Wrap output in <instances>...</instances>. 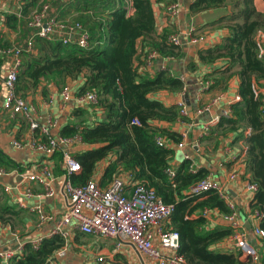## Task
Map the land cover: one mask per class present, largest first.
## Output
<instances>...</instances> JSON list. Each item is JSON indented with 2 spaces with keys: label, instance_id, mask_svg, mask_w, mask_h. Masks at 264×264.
Wrapping results in <instances>:
<instances>
[{
  "label": "trees",
  "instance_id": "obj_1",
  "mask_svg": "<svg viewBox=\"0 0 264 264\" xmlns=\"http://www.w3.org/2000/svg\"><path fill=\"white\" fill-rule=\"evenodd\" d=\"M42 2L49 4L50 10L58 11L59 15L52 13L60 20L69 19L65 14L74 8L78 13L77 20H71L87 28L89 47L82 49L73 41L64 45L61 41L36 38L33 52L23 56L17 92L23 87L37 88L42 80L64 84L67 78L76 80L83 76L84 83L74 90V95L96 94L97 104L92 106L105 114L101 122L67 124L60 131L61 137L79 135L84 146L81 151L72 153L80 165V171L72 176V183L85 184L93 178L98 164L107 161L98 183L101 187H106L114 178L126 176L129 184L139 182L145 185L165 206L172 208L164 227L177 233L178 254L187 264H240L236 252L215 249L233 235L232 230L210 228L202 216L206 209L229 215L232 210L228 204L215 191L198 195L190 192L208 176V170L200 168L190 172V160H183L174 168L172 162L176 151L161 148L154 142L156 135L176 143L181 141L180 133L154 126L155 123H190L192 118L182 116L179 106H165L151 97L161 92L182 93L184 83L180 79L167 70L149 76L137 69L136 62L146 66L151 51L166 59H177L182 55V47L170 43L167 32L155 40L152 0H132L131 16L126 14L125 0L30 1L24 4L21 19L15 15L6 16L7 27L15 31L19 26L26 38L29 34L26 18L31 9ZM228 2L233 12L219 19L228 31L227 36L221 44L201 50L199 58L206 65L223 63L216 70L220 77L209 76L213 81L211 88L226 90V82L231 76L239 80L240 101L231 105V116L221 117L213 131H238L239 127L250 130L244 140L245 164L251 174L250 183L257 186V191L249 208L251 212L262 214L258 227L264 231V111L261 109L264 101L260 94L255 96L252 88V80L264 81V57H258L255 42L256 32L264 31V14L255 10L253 0H196L192 10L219 9ZM138 41L142 42L139 52ZM133 121L139 124H132ZM39 134L34 130L31 138L45 141V137ZM0 168L9 171L18 167L0 151ZM170 168L174 171L173 177L167 173ZM18 213L0 197V222L11 224ZM64 246V238L54 234L42 239L37 248L25 244L22 253L14 255L9 264H49Z\"/></svg>",
  "mask_w": 264,
  "mask_h": 264
},
{
  "label": "crops",
  "instance_id": "obj_2",
  "mask_svg": "<svg viewBox=\"0 0 264 264\" xmlns=\"http://www.w3.org/2000/svg\"><path fill=\"white\" fill-rule=\"evenodd\" d=\"M7 1V10L0 12V40L2 45L11 46L23 42L25 35L19 26L15 31L10 30L5 22L6 16L15 15L18 17L26 2L38 3L42 0H27L24 3L18 0ZM195 1L152 0L156 21L155 40H158L164 32L177 34L181 41L182 55L177 59L158 56L149 67H143L137 62L136 66L139 72H144L149 76H154L158 71L166 69L173 77L184 83V95L189 94V107L182 101L181 93L161 92L151 97L161 101L165 106H179L182 103L188 116L192 118L193 124L174 122L173 124L155 123L154 126L165 127L186 138L184 147L175 152L172 162L174 168L183 160H190L194 171L200 168L208 170L209 178L221 187V192L226 198L225 202L234 208L236 219L246 232L249 243L261 257L260 263L239 258L240 264H264V238L253 234V230L259 222L249 215L251 212L249 205L255 192L246 187L250 183L251 174L245 164L244 140L250 134V130L243 126L244 128L239 127L238 131L221 129L214 132L213 128L209 134H202V126L221 115L224 110L236 103L235 100L239 97V80L236 76H231L227 80L226 90L211 87L204 90L201 83L208 81L212 84L210 75H214L215 78L220 77L216 70L223 63L206 65L199 58L201 50L212 48L224 41L228 31L222 27L223 23H219V19L233 11L228 2L225 7L219 9L196 12L192 10ZM174 2L179 5V12L175 17L170 18L165 10L168 5ZM253 4L258 13L264 14V0H253ZM51 12L55 11L52 9ZM57 12L55 13L58 14ZM65 15L71 19L76 18L78 13L74 11V8H71ZM193 35L201 36L203 41L196 45L189 44ZM141 47L142 42L138 41V52L141 51ZM141 57L144 56L141 55ZM10 64L9 58L0 56V151L18 168H13L5 175L0 176V197H3L19 213L11 224L0 222V252L12 251L14 255H20L25 244L33 247L35 243L54 235L53 232L57 229L64 214L66 201L61 191L64 173L61 164V151L56 152L50 159L53 181L50 182L51 195H48L43 185L27 180L28 176L39 173L44 158L29 148L19 150L12 146V141L16 138L23 142L30 135L28 124L23 118H10L2 108V100L6 95L3 78ZM83 83V76L76 80L67 78L64 86L69 85L73 93ZM252 87L264 101V81L255 82L252 80ZM61 90L62 87L59 88L58 84L42 80L40 85L34 88L32 102L29 98L26 99L34 107L32 116L38 119L42 128L48 127L52 137H59L61 129L67 124L81 125L103 121L105 114L100 108L79 106L73 100L64 103L61 99ZM18 93L20 92L18 91ZM216 97H220V99L211 106L208 113L196 114L198 109L210 105ZM48 120L52 121L51 126L47 125ZM82 149L84 146L79 144L71 147L69 151L73 153ZM106 165L107 161L98 164L91 180L99 183ZM233 173H236L237 177L230 180L229 177ZM6 188L9 190L5 191ZM27 190L30 191V195L26 194ZM130 191L131 185L128 183L126 193L129 194ZM38 209L43 212L44 217L38 214ZM206 220L210 228H229L222 215L217 212H214ZM62 232L67 233L65 246L56 253L49 264H150L149 258L137 252L132 245H118L114 240L100 236H88L72 226L62 228ZM231 245L228 238L218 244L215 249L222 252H233L234 249H230Z\"/></svg>",
  "mask_w": 264,
  "mask_h": 264
},
{
  "label": "built area",
  "instance_id": "obj_3",
  "mask_svg": "<svg viewBox=\"0 0 264 264\" xmlns=\"http://www.w3.org/2000/svg\"><path fill=\"white\" fill-rule=\"evenodd\" d=\"M18 1L24 3L27 0ZM7 4V0H0V12L7 10ZM124 5L127 16H131L133 13L132 0H125ZM165 11L170 18L175 17L179 12V5L174 2L168 5ZM18 18H22L21 12ZM26 27L29 34L20 44L4 46L0 40V56L9 58L11 61L3 78L6 95L2 100V108L10 118L21 117L27 122L30 137L23 142L13 140L12 146L19 150L29 148L44 158L39 173L28 176L27 180L43 185L48 195H51L50 182L53 181L50 159L56 152L61 151V164L64 169L61 191L65 197L66 206L58 227L53 233L61 235L65 240L67 233L62 232V228L72 226L88 236H100L114 240L118 245H132L137 252L149 258L150 264H187L184 258L178 254L179 237L177 233L164 227L165 220L170 215L172 208L165 206L152 189L139 182L131 183V191L127 194L126 186L129 180L126 176L114 178L106 187H101L94 180H89L82 185H74L72 176L80 171V165L74 160L69 149L81 144L80 136L75 135L70 138L52 137L48 127L42 128L38 119L32 116L34 113L32 104L17 92L18 73L23 56L33 52L36 38L46 41H61L64 45L73 41L78 47L87 49L89 47L87 28L78 21L58 19L51 12L49 4L44 2L31 9L26 18ZM168 41L175 46H181L177 34H170ZM202 41L201 36L193 35L189 40V44L196 45ZM255 42L258 57H264V32L262 30L256 32ZM156 57H158V54L151 51L146 58V66L149 67ZM210 85L211 83L208 81L201 83L204 90H207ZM184 91L185 89L181 93L182 96H184ZM60 94L64 103L73 100L79 106L97 104L96 94L86 92L80 96H75L69 85H65ZM254 94L255 96L258 95L255 91ZM219 99L220 97L214 98L210 105L198 109L196 114L208 113L211 106L216 104ZM237 101H240L239 97L236 98L235 102ZM179 107L182 116L188 115L182 103L179 104ZM230 107L224 110L221 115L204 124L202 134H209L221 117L229 118L231 116ZM261 109L264 111V103ZM47 122V125L51 126L52 121L48 120ZM178 122L187 124L182 121ZM132 124L138 125L139 123L133 121ZM189 124L192 125L193 120ZM34 130L39 131V136L45 137V141L40 138H31ZM185 139V136L181 135V141L176 143L164 136L156 135L154 142L161 148L176 151L184 147ZM189 171L194 172L192 164ZM6 172L3 168H0V176L5 175ZM167 173L170 177L174 176V171L171 168L167 170ZM236 177L237 174L233 173L229 178L233 180ZM246 187L253 192L257 191L255 184L248 183ZM8 190V188L5 189V191ZM206 191H215L221 198L226 199L223 192H221V187L212 181L209 176L190 190L194 195ZM26 194L30 195V191L27 190ZM228 206L232 213L222 215V218L233 232V235L229 238L232 244L230 249H234L233 251L238 254L241 260L246 259L260 263L261 257L258 251L249 243L246 232L236 219L234 208L230 204ZM214 212L206 209L202 212V216L208 219ZM38 214L44 217L40 209H38ZM249 215L258 222L263 217L257 211L250 212ZM253 234L264 238V231L258 226L254 228ZM39 243H35L33 248H37ZM13 257L14 253L12 251L0 252V264H9Z\"/></svg>",
  "mask_w": 264,
  "mask_h": 264
},
{
  "label": "rangeland",
  "instance_id": "obj_4",
  "mask_svg": "<svg viewBox=\"0 0 264 264\" xmlns=\"http://www.w3.org/2000/svg\"><path fill=\"white\" fill-rule=\"evenodd\" d=\"M73 20H77L75 17L71 18ZM59 88H63L64 87V84H58ZM22 87V86H21ZM24 99H27L29 98V100L31 101L33 98H34V88L33 87H30L28 86V88L26 87H23L22 88V91L20 90V93H19ZM25 94V95H24ZM32 102V101H31Z\"/></svg>",
  "mask_w": 264,
  "mask_h": 264
},
{
  "label": "water",
  "instance_id": "obj_5",
  "mask_svg": "<svg viewBox=\"0 0 264 264\" xmlns=\"http://www.w3.org/2000/svg\"><path fill=\"white\" fill-rule=\"evenodd\" d=\"M189 94H185L184 96H182V101L184 102V103H186V106H190V102H189Z\"/></svg>",
  "mask_w": 264,
  "mask_h": 264
}]
</instances>
